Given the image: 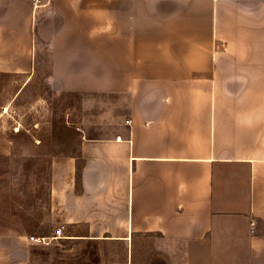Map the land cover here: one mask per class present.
<instances>
[{
  "label": "crops",
  "instance_id": "1",
  "mask_svg": "<svg viewBox=\"0 0 264 264\" xmlns=\"http://www.w3.org/2000/svg\"><path fill=\"white\" fill-rule=\"evenodd\" d=\"M38 1L0 0V92L46 49L82 105L26 230L111 247L96 264H264V0Z\"/></svg>",
  "mask_w": 264,
  "mask_h": 264
},
{
  "label": "rangeland",
  "instance_id": "2",
  "mask_svg": "<svg viewBox=\"0 0 264 264\" xmlns=\"http://www.w3.org/2000/svg\"><path fill=\"white\" fill-rule=\"evenodd\" d=\"M45 50H38L36 69L28 79H16L0 92V237L26 232L25 225H38L40 216L46 223L50 157L65 151L66 138L71 141L63 127L80 124L81 96L46 83L49 55ZM61 227L23 234L51 235ZM100 251L112 253V248L75 246L62 237L46 247L28 244L25 264H96Z\"/></svg>",
  "mask_w": 264,
  "mask_h": 264
},
{
  "label": "built area",
  "instance_id": "3",
  "mask_svg": "<svg viewBox=\"0 0 264 264\" xmlns=\"http://www.w3.org/2000/svg\"><path fill=\"white\" fill-rule=\"evenodd\" d=\"M36 3H38V0H35ZM129 122H127L128 124ZM253 227V224L251 225ZM63 227L59 228L57 231H55L54 235L50 238H44V237H29L28 241L36 246H41V247H46L49 246L52 241L59 240L60 238L63 237Z\"/></svg>",
  "mask_w": 264,
  "mask_h": 264
}]
</instances>
